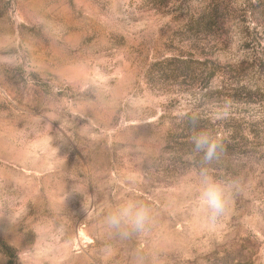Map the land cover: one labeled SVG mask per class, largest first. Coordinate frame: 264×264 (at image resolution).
I'll use <instances>...</instances> for the list:
<instances>
[{
	"label": "rangeland",
	"instance_id": "1",
	"mask_svg": "<svg viewBox=\"0 0 264 264\" xmlns=\"http://www.w3.org/2000/svg\"><path fill=\"white\" fill-rule=\"evenodd\" d=\"M128 200L152 219L121 239ZM0 242V264H264V0H0Z\"/></svg>",
	"mask_w": 264,
	"mask_h": 264
},
{
	"label": "clouds",
	"instance_id": "2",
	"mask_svg": "<svg viewBox=\"0 0 264 264\" xmlns=\"http://www.w3.org/2000/svg\"><path fill=\"white\" fill-rule=\"evenodd\" d=\"M193 151L202 154V163L210 164L217 158L218 149L222 144L217 137L207 129L195 132L191 137ZM207 168H201V175L206 179L200 193V201L208 210L213 221L225 209V188L217 181L207 176ZM150 208L137 200H128L113 208L104 217L105 227L121 239H128L134 234L143 233L151 223Z\"/></svg>",
	"mask_w": 264,
	"mask_h": 264
},
{
	"label": "trees",
	"instance_id": "3",
	"mask_svg": "<svg viewBox=\"0 0 264 264\" xmlns=\"http://www.w3.org/2000/svg\"><path fill=\"white\" fill-rule=\"evenodd\" d=\"M217 9H218V6L213 7V9L210 10V19L211 18H214V20L216 19ZM213 22L214 21H212V23H210V25H209L210 28H213L212 27V26H214ZM184 64H186V62L181 61L180 59H177V58L170 59L166 62L168 72L175 75L176 77H179V78L187 75L186 69L189 67L185 66ZM189 145H190V143L185 145V147H184L186 149L185 152H187V150L191 148V146L189 147ZM0 249L5 253V255L8 257V259L11 261L12 253H11L10 249H8L1 242H0Z\"/></svg>",
	"mask_w": 264,
	"mask_h": 264
}]
</instances>
